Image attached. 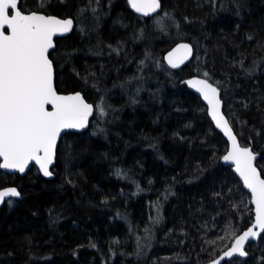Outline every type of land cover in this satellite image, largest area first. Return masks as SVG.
Segmentation results:
<instances>
[{"label":"trees","instance_id":"16d2710c","mask_svg":"<svg viewBox=\"0 0 264 264\" xmlns=\"http://www.w3.org/2000/svg\"><path fill=\"white\" fill-rule=\"evenodd\" d=\"M159 2L147 18L128 0H19L73 20L50 52L54 84L95 111L59 140L52 179L0 170L20 193L0 208V264H209L252 223L227 143L182 80L220 90L264 178V0ZM179 41L193 57L173 71L163 55ZM246 253L223 264H264V234Z\"/></svg>","mask_w":264,"mask_h":264},{"label":"snow or ice","instance_id":"6c2138e0","mask_svg":"<svg viewBox=\"0 0 264 264\" xmlns=\"http://www.w3.org/2000/svg\"><path fill=\"white\" fill-rule=\"evenodd\" d=\"M142 16L160 9L159 0H128ZM95 11V10H93ZM167 15V14H165ZM72 20H60L39 14H23L18 0H0V168L24 172L35 161L45 176H50L57 139L64 129H83L88 124L93 107L79 94L58 95L53 84V64L50 49L53 37L72 30ZM9 34H6V31ZM183 53L177 58V53ZM188 45H180L168 56L171 67H179L191 55ZM207 75V73H205ZM210 107L216 127L231 141V150L223 157L235 165L255 204V225L240 235L225 257H243L245 242L264 233V179L254 166L255 154L241 147L228 121L221 114L218 91L206 80L189 81ZM51 105L52 110L47 109ZM101 114L103 111L101 109ZM16 189L0 191V203L5 197H18ZM11 202V201H9ZM223 259V257H222ZM213 264H220L219 260Z\"/></svg>","mask_w":264,"mask_h":264},{"label":"water","instance_id":"95a60500","mask_svg":"<svg viewBox=\"0 0 264 264\" xmlns=\"http://www.w3.org/2000/svg\"><path fill=\"white\" fill-rule=\"evenodd\" d=\"M18 7H19V0H18ZM130 8H131V10H132L136 15H138V16H140V17H147V18H150V17H152V16L155 14V13H153V14H151V15H149V16H142L141 14L137 13V12H136L131 6H130ZM22 13H23V14H39V15H44L45 17H53V18H57V19H60V20L71 19V18H69V17H67V18H60V17L53 16V15H46V14H44V13H41V12H35V11H32V12H22ZM71 20H72V19H71ZM72 22H73V20H72ZM73 27H74V22H73V24H72V30H73ZM72 30H71V31H72ZM5 31H6V34H9V33L7 32V30H5ZM71 31L68 32V33H66V34H64V35H62V36H61V35H57V36L53 37L54 47H55V39H57V38H61V37H65V36H67L68 34H70ZM182 44H184V45H188V46L191 48V50H192L191 55L188 56V58L185 59L182 63H180L179 67L173 68V67H171V65H170L169 62H168V56H169L170 53H173L177 48H179L180 45H182ZM54 47H53V49H54ZM53 49H50L49 51L51 52ZM182 55H183L182 52H181V53H177V58L180 57V56H182ZM192 57H193V47H192V45H191L190 43L186 42V41H179V42L175 43L170 49H168V50L164 53V55H163V62L165 63V65H166L170 70L177 71V70L181 69L183 66H185L186 64H188V63L191 61ZM196 80H206L208 83H210L213 87H215V88L217 89V91H218V98H219V100H220V102H221V104H220V111H221V114H222V115L225 117V119L228 121L227 117H226L225 114L223 113V101H222V99H221V92H220V90H219L215 85H213V84H212L211 82H209L207 79L202 78V77L191 76V77H189V78H186V79L182 80V84H184V85L186 86V88H187L190 92H192L195 96H197V97L201 100V102L205 105V107H206V111H207V116H208V118L210 119L211 123L213 124L215 130H216L217 132H219V133L223 136V138L225 139V141H226V143H227V149H226V152L224 153V155L221 157L220 162L222 163V165L227 166V167H230V168L232 169V172L234 173V175H235V176L239 179V181L241 182L243 189L247 192V194H248L249 197H250V204H251V206H252V212H253V220H252V223L250 224V226L247 227L245 230H243L241 233H239V234L234 238V240H233V242H232V244H231V246H230L229 248H227V249H226L225 251H223V252H222V253H221L216 259H214L213 261H211V262L209 263V264H213L214 261L219 260V261H220V264H223V263L226 262V261L232 260V259H233L234 257H236V256L241 257V256H239L238 254H234V256L231 257V258H229V257H225V256H224V253H225V252L231 250V248H232V247L234 246V244H235V240H236L240 235H243V233H244L245 231H247L249 228H252L254 231H257V232H259L260 230H259L258 227H254V225H255V204L252 202V198H251V193H250V191L245 187V185H244V183H243V180H242V178L240 177L239 173H237V172L235 171V165L232 164V163H229V162H225V161L223 160V157H224V156H225V155L231 150V146H232V145H231V141L228 139L227 135H225V133H224V131H223L222 129L216 127L215 121L212 119V116H211V114H210V107H209V105H208V102L204 99L203 95H202L200 92H198V91L196 90L195 87H192V86L189 84V81H196ZM53 84H54V68H53ZM54 88H55V84H54ZM55 90H56V88H55ZM56 92H57V90H56ZM57 94H58V95H62V96H71V95L79 94V95L83 98V100H84L85 103H87V104H89V105H91V106L93 107L92 115H90V116L88 117V124H87V126H86L85 128H83V129H64V130H62V132L60 133V136H59L58 139H57L56 148H55V153H54V157H53V162H52V164L49 165V172L51 173L50 176H45V175L43 174V171L40 169L39 164H37L35 161H31V162H29V164H28V166L25 168V171H24V172H19V171L12 170V169H3V168H0V170H1L2 172L7 173V174H19L20 176H23V175H25V174L27 173V171H28L31 167H34V168L40 173V175H41L43 178H45V179H52V178H53V173L51 172V170H52V168H53V166H54V164H55L56 149H57V146H58V143H59V140L61 139V137H62L63 135H65L66 133H69V132H70V133H82V132H84V131L87 130V128H88V126H89V123H90V120L92 119V117H93V115H94V111H95L93 104L87 102V101L85 100V98L83 97L82 93H80V92H72V93H59V92H57ZM46 107H47V109H48L49 111L52 110L51 105H47ZM228 123H229V121H228ZM229 126L231 127L230 123H229ZM231 129H232V133H233V135L236 137V140H237L238 144H239L241 147L249 148V149L255 154L256 159L254 160L253 163H254V166L257 168V171L260 172V170L258 169V167H257V165H256V162H257V160H258V158H259V154L256 153V152L252 149L251 146H242V145L240 144V142H239V140H238V138H237V136H236V134H235V132H234V130H233L232 127H231ZM0 163H3V159H2V158H0ZM260 174H261V173H260ZM261 178L264 179V178L262 177V175H261ZM12 188L16 189V191L19 192L18 189H17L16 187H14V186H7V187L0 188V191H4V190H7V189H12ZM19 197H20V195H19L18 197H5V198H4V199H5V202L0 203V208H1L4 204H6L8 201H10V200H14V199H18ZM262 234H264V233H260V235H259L258 237H256V238H251V237H250V238L245 242L244 250L246 251V247H247V245H248L249 243L257 242L258 239L261 237ZM246 256H247V255H246ZM246 256H243V258L246 257ZM222 257H223V259H222Z\"/></svg>","mask_w":264,"mask_h":264}]
</instances>
